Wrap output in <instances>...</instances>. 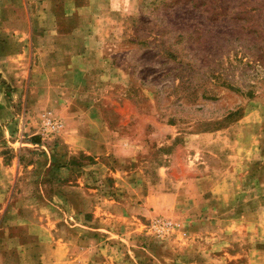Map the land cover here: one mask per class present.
<instances>
[{
    "label": "rangeland",
    "instance_id": "obj_1",
    "mask_svg": "<svg viewBox=\"0 0 264 264\" xmlns=\"http://www.w3.org/2000/svg\"><path fill=\"white\" fill-rule=\"evenodd\" d=\"M6 31L0 32L6 57L0 60V264H62L66 256L51 249L53 237L70 229L64 169L89 158H60L62 116L34 110L28 99L37 79L31 81L30 30L16 37ZM102 41L104 122L145 138L149 184L158 187L151 201L139 191L144 212L119 206L129 215L137 207L142 220L126 227L121 220L114 228L119 236L106 241L95 262L264 264V0H138L136 17L120 18L118 37ZM50 117L63 123L58 134L43 128ZM130 117L132 132L120 123ZM174 154L180 164L163 182L158 164L168 165ZM110 211L118 222L122 211ZM156 217L174 222L169 235L150 228Z\"/></svg>",
    "mask_w": 264,
    "mask_h": 264
},
{
    "label": "crops",
    "instance_id": "obj_2",
    "mask_svg": "<svg viewBox=\"0 0 264 264\" xmlns=\"http://www.w3.org/2000/svg\"><path fill=\"white\" fill-rule=\"evenodd\" d=\"M137 12L138 0H0L1 34L12 29L16 37L17 33L30 30L31 81L37 78L28 91L33 109L50 108V112H56L65 122L60 158L69 160L80 155L89 158L84 165L64 169L69 190L64 198L72 206H68L72 213L68 212L66 223L70 229L68 234L53 237L56 246L51 249L52 253L63 252L66 256L62 264H99L93 257L97 252L100 255V250L103 252L107 240L119 236L114 230L116 225L121 220L125 221H122L125 227L142 220L136 214L137 207L133 210L135 214L129 215L119 206H140L144 212L143 204L138 203L139 191H143L144 201H151L158 187L149 184L152 163L148 149L145 150V138L132 132L131 117L120 123L125 122L124 126L132 133L109 129L102 114V89L98 87L102 70L107 71L103 68L105 60L100 50L102 40L110 37L113 41L114 36L118 37L120 18L132 20ZM17 54L25 57L26 52L20 50ZM5 58L0 57L2 64L6 63ZM37 82L45 84V91L37 87ZM36 88L39 91L33 95ZM127 145L133 146L131 153L121 154ZM170 157L172 161L168 165L158 164L159 171L164 170L163 182L171 180L168 170L180 164L175 161L176 154ZM76 206H79L78 212H75ZM110 206L122 211L118 222L108 218V215L117 216L111 215ZM88 213L91 218L87 220ZM102 231L108 236L101 234ZM110 263L114 262H104Z\"/></svg>",
    "mask_w": 264,
    "mask_h": 264
},
{
    "label": "built area",
    "instance_id": "obj_3",
    "mask_svg": "<svg viewBox=\"0 0 264 264\" xmlns=\"http://www.w3.org/2000/svg\"><path fill=\"white\" fill-rule=\"evenodd\" d=\"M43 128L50 131V134H58L63 128V123L60 119L50 117V119L45 120ZM174 222L169 218H153L150 222V228L155 232L156 235L164 237L169 235L174 228Z\"/></svg>",
    "mask_w": 264,
    "mask_h": 264
},
{
    "label": "clouds",
    "instance_id": "obj_4",
    "mask_svg": "<svg viewBox=\"0 0 264 264\" xmlns=\"http://www.w3.org/2000/svg\"><path fill=\"white\" fill-rule=\"evenodd\" d=\"M121 143L124 144L125 141H122ZM132 149H133V146L132 145H127V148L126 149H122V153L121 154H123V155H129L131 153Z\"/></svg>",
    "mask_w": 264,
    "mask_h": 264
},
{
    "label": "trees",
    "instance_id": "obj_5",
    "mask_svg": "<svg viewBox=\"0 0 264 264\" xmlns=\"http://www.w3.org/2000/svg\"><path fill=\"white\" fill-rule=\"evenodd\" d=\"M230 117H232V116H230ZM33 141H36V142H38V139H36V138H33Z\"/></svg>",
    "mask_w": 264,
    "mask_h": 264
}]
</instances>
